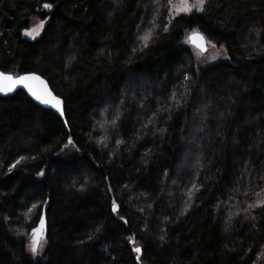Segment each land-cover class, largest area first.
Here are the masks:
<instances>
[{
    "label": "trees",
    "instance_id": "16d2710c",
    "mask_svg": "<svg viewBox=\"0 0 264 264\" xmlns=\"http://www.w3.org/2000/svg\"><path fill=\"white\" fill-rule=\"evenodd\" d=\"M170 17L168 0H0V72L43 76L67 121L0 95V264H264V208L243 211L264 198V0ZM192 29L229 59L201 64ZM41 215L45 261L12 234Z\"/></svg>",
    "mask_w": 264,
    "mask_h": 264
},
{
    "label": "snow or ice",
    "instance_id": "6c2138e0",
    "mask_svg": "<svg viewBox=\"0 0 264 264\" xmlns=\"http://www.w3.org/2000/svg\"><path fill=\"white\" fill-rule=\"evenodd\" d=\"M156 4L160 3V0H154ZM208 3V0H195V3H190L189 0H179V3H173V0H168V5L171 7V10L175 13H191L193 8H195L199 12L205 11L206 4ZM43 7L45 9H51L53 5L51 3H44ZM172 17H170L171 19ZM45 21L41 20L35 27H33L31 30L26 29L25 35L35 38L36 35L39 34L40 30L43 28ZM155 21H153V24ZM164 31H168V27H164ZM152 36V30L149 29L148 32H146L141 39L145 42V46H147V41ZM189 42H191L195 48L197 49L196 55L199 57L203 52L207 51V46H210L212 49H216V45L208 39L204 33L200 32L197 29H192L188 36ZM223 45H221V49H223ZM215 59V56L212 57ZM17 86L26 89L27 92L30 94L32 98H34L36 101L40 102L44 105H50L53 108H56L57 111L60 113L61 116L64 115V109L62 107L63 101L60 99V97L53 95L51 90L48 88L47 83L36 73L34 72H28L24 75H17L13 76L9 73L0 72V92L2 93H10L13 92ZM116 119H119V115L116 116ZM67 123V121H65ZM113 124H115V119L112 121ZM104 138H101V143L103 142ZM117 143H121V141H117ZM68 144H72L73 147L75 145L73 144L72 138H68ZM67 147V145H65ZM26 159V157H19L14 163H12L8 167V172H11L13 168L16 167L18 163H20L21 160ZM38 177H44L45 172L43 169H41L39 172L36 173ZM261 180H264V176L260 177ZM195 187V185H193ZM80 189H84V185L81 184ZM262 192H264V188L261 189ZM247 195V193H244ZM258 197H260L261 193H256ZM42 204H46L47 201L40 202ZM191 205H186V207H190ZM38 207V204L33 203L31 207L28 208V212L30 213L33 209H36ZM261 207L264 208V198H260L256 200L253 203H249L243 211L245 213H251L252 210ZM119 208V205H117L116 201L113 200L111 203V211L117 212ZM238 215V213H237ZM121 220L124 219V217H120ZM245 220H252L255 221L256 216L255 215H246L244 217ZM253 227H255V224H253ZM228 228L225 229L227 231ZM44 231H45V219L44 216L41 215L39 217L38 225L36 227L31 228V239L28 244V250L33 254L36 255L38 248L42 247L41 241L44 240ZM96 232L100 231V228L95 229ZM89 240L92 239V236L90 235L88 237ZM161 240H164V236H160ZM129 240L132 243H135L132 238H129ZM46 242V241H45ZM134 252L137 254H140L142 252V249L140 246L134 247ZM264 255V253H262ZM136 259L139 260L140 256L137 255Z\"/></svg>",
    "mask_w": 264,
    "mask_h": 264
},
{
    "label": "rangeland",
    "instance_id": "374dc122",
    "mask_svg": "<svg viewBox=\"0 0 264 264\" xmlns=\"http://www.w3.org/2000/svg\"><path fill=\"white\" fill-rule=\"evenodd\" d=\"M190 3H195V0H189ZM173 3H179V0H173ZM52 9V8H51ZM51 9H45L43 8V10H51ZM171 10V7H170ZM194 12H199L197 11L195 8H193L191 13ZM191 13H175L171 10V20H173L174 18L183 15V14H191ZM41 21V19H39L38 17L32 18L30 21V27L28 28V30H31L33 27H35V25H37L39 22ZM44 21V20H43ZM47 25V21H45L43 28L40 30L39 34L35 36V38L30 37L25 35V30L23 31V37L28 39V40H32L35 41L37 39H39L41 37V35L44 32L45 26ZM190 32L186 35V39L189 42L188 36H189ZM195 49V56L197 58V60L199 62H201V64L208 66V65H213L217 62L220 61H225L229 59L228 53L225 49V47H223V49H221V47L216 46V49H212L210 46H208V49L206 52L202 53L199 57L196 55L197 49L194 47ZM215 56V59H213L212 57ZM12 234L14 236H17L18 238L22 239L25 241L26 243V247L28 246L30 239H31V230H13ZM46 241V242H45ZM41 245L42 247L38 248L37 254L33 255L27 247V251L29 252V254L34 258V259H41L42 261L46 260V247H47V231H46V224H45V231H44V240L41 241Z\"/></svg>",
    "mask_w": 264,
    "mask_h": 264
},
{
    "label": "water",
    "instance_id": "95a60500",
    "mask_svg": "<svg viewBox=\"0 0 264 264\" xmlns=\"http://www.w3.org/2000/svg\"><path fill=\"white\" fill-rule=\"evenodd\" d=\"M190 44L193 46V47H195L191 42H190ZM207 49H208V46H207ZM206 52V51H205ZM204 53V52H203ZM26 74V73H25ZM37 75H39L46 83H47V86H48V88L51 90V92L53 93V95H55V96H57L56 94H55V92L52 90V88H51V86H50V84H49V82L43 77V76H41L40 74H38V73H36ZM22 75H24V74H22ZM24 91L25 93H26V95L34 102V103H36L38 106H40V107H42V108H44V109H47V110H51V111H53L57 116H59L62 120H64V122L66 121V119H65V105H64V101H63V99L62 98H60L62 101H63V105H62V107H63V109H64V115L63 116H61L60 115V113L57 111V109L56 108H53V107H51L50 105H44V104H41L40 102H38V101H36L34 98H32L31 96H30V94L27 92V90L26 89H23V88H21V87H19V86H17V88L13 91V92H10V93H2V92H0V95L1 96H3V97H7V96H11V95H14L15 93H17L18 91ZM59 97V96H58ZM115 214H116V212H114ZM139 256H141V253L140 254H138ZM140 260V259H139Z\"/></svg>",
    "mask_w": 264,
    "mask_h": 264
}]
</instances>
